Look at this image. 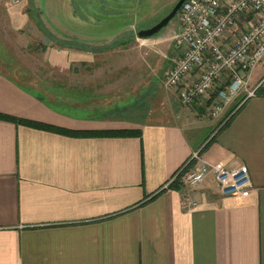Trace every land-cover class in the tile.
Wrapping results in <instances>:
<instances>
[{
	"label": "crops",
	"instance_id": "crops-1",
	"mask_svg": "<svg viewBox=\"0 0 264 264\" xmlns=\"http://www.w3.org/2000/svg\"><path fill=\"white\" fill-rule=\"evenodd\" d=\"M27 4L12 9L14 27L30 22ZM97 4L105 13L115 9ZM119 11L136 17L139 7L127 3ZM124 26L130 29L107 37L139 41L135 21ZM178 29L159 40L167 56L175 54L169 38ZM46 56L56 73L78 74L74 89L54 79L46 80L53 91H39L75 113L52 108L0 67V114L135 134L76 136L0 118V264H264L263 61L222 128L152 89L153 81L127 94L124 74L110 65L114 51L53 47ZM130 59L134 65L139 56ZM250 90L255 94L245 98ZM119 97L122 114L105 113ZM198 151L195 170L202 163L246 166L249 192L223 195L213 174L195 188L177 182L162 189ZM185 193L194 206L183 204Z\"/></svg>",
	"mask_w": 264,
	"mask_h": 264
},
{
	"label": "rangeland",
	"instance_id": "rangeland-1",
	"mask_svg": "<svg viewBox=\"0 0 264 264\" xmlns=\"http://www.w3.org/2000/svg\"><path fill=\"white\" fill-rule=\"evenodd\" d=\"M177 1L178 0H0V67L2 63L6 62L5 59L13 62V68L15 69L13 71V76L27 80L28 83L26 84H29V86H32L38 91H46L45 87L48 86L46 80L52 82L55 81L54 79L63 82L70 90L71 88H75V86H71L74 85L72 78H75L78 73L73 69L70 75L63 76L56 73L51 69L52 67L47 62L46 56L47 49L50 50V48L53 47L69 48L70 46L67 44L62 46H57V44L53 45L50 40L46 38L44 32L33 18L34 11L32 10L35 6L51 36L62 39L68 43L72 41L74 44H80L79 47L72 46L71 50L77 49L82 51L84 49L82 48V44L83 46H85L84 44H88L89 46L99 48H102V44L109 45L106 47L105 51H114V56L118 57L116 63L111 60L110 65L113 66V68H118L119 72L124 74L126 78L124 83L127 84V88L131 89L127 94L139 91L140 86L145 87L153 81L152 89H156L157 92L161 90L162 94L166 95L167 98L171 97L172 100H178L177 91L175 89L164 87V77L170 66V56L166 54V44L159 41L162 38L168 37L172 30H176L177 27L180 28V19L178 15L159 34L148 40L139 39V41H137V38L107 37L119 29L120 31H126L127 28L130 29V26L125 27L124 25L130 23L131 20L135 21L134 33L137 36L138 31L149 28L164 18L172 10ZM26 2L28 3L26 11L28 8L32 11V16L30 12H27L30 22L21 29L16 28L12 24L10 14L14 11L17 13V10L21 9L23 3ZM97 3H106V6H111L115 9L106 13L102 10L98 11V8H102L103 6ZM127 3L139 7V11H134V14H137L136 17L134 15L126 16L125 11H119L122 6L126 7ZM12 9H14V11ZM128 34H130V32H128ZM114 40H118L117 44H113ZM169 40H172V38H169ZM43 44H47V49L45 51L42 50ZM85 47L88 46L86 45ZM88 48L94 49L92 47ZM99 48L96 49L97 52ZM125 54H127L128 61L125 59ZM136 55L139 56V59L136 64L131 65L130 57H135ZM141 56L142 58H140ZM120 57L122 60L119 59ZM262 64H264V60ZM22 68L27 72L24 75H20L21 70L19 69ZM18 71H20V73H17ZM229 82L230 77L225 75L223 82L220 83L216 90L201 96L190 109H195L199 112L202 111L201 113L205 114L207 119L214 121L216 126L221 127L243 101V98H240L243 94L239 93L224 106L223 111L219 115H214V111L224 104L226 100ZM91 90L92 88L90 91ZM72 93L76 94L75 90L72 91ZM48 95L50 96V94ZM87 96H89V94H87ZM118 99V101H114L116 107H112L111 109L108 108V106L105 107V113L122 114L120 111L125 103L120 101L123 97H119ZM135 100L138 101L136 96L134 98L132 97L127 102H133ZM85 109L80 113L84 114L86 112ZM98 110V106H96L94 111L98 112L97 115L103 113L102 110ZM65 111L67 113H75L73 108L67 107Z\"/></svg>",
	"mask_w": 264,
	"mask_h": 264
},
{
	"label": "built area",
	"instance_id": "built-area-1",
	"mask_svg": "<svg viewBox=\"0 0 264 264\" xmlns=\"http://www.w3.org/2000/svg\"><path fill=\"white\" fill-rule=\"evenodd\" d=\"M180 28L172 36L175 55L164 77V87L177 91L178 100L191 108L199 98L216 90L230 77L219 115L234 97L247 89L252 71L264 59V0H186L178 12ZM255 90L247 92L253 96ZM200 152L163 186L169 189ZM213 174L223 195L246 194L251 188L246 166L226 168L202 163L183 174L181 182L195 188ZM183 204L196 203L185 193Z\"/></svg>",
	"mask_w": 264,
	"mask_h": 264
},
{
	"label": "trees",
	"instance_id": "trees-1",
	"mask_svg": "<svg viewBox=\"0 0 264 264\" xmlns=\"http://www.w3.org/2000/svg\"><path fill=\"white\" fill-rule=\"evenodd\" d=\"M32 11H34L33 12V15H34L33 18L38 23V25L40 26L42 31L44 32L46 38L49 39L53 45L57 44V46L58 45L62 46V45L67 44L70 46L69 48H71L72 46L79 47L80 44H74L72 41L70 43H68L62 39L51 36V34L48 31V28H46L47 26L45 25L44 21L41 19L40 14H39V12L35 6H34V9ZM32 11L29 8L27 10V12H30L31 16H32ZM132 39H134V38H132ZM113 42H114L113 44H117L118 40H114ZM121 43H124V42H121ZM84 45L85 46L87 45L88 47H92L94 49L92 50L88 47L83 46V44H82V48H84L83 50L88 49L91 51H96V49L99 48V47L89 46L88 44H84ZM108 46L107 45L102 46V48H99V51H104L106 49V47H108ZM46 49H47V44H43L42 50L45 51ZM108 51H110V50H108ZM5 60H6V62L2 63L1 69L5 73H8L10 76H12V78L20 86H22L26 90L30 91L31 93L38 95L41 99H43V101L47 102L48 105H50L52 108H54L56 110H58V109L65 110L67 107L69 108V106L62 105V101L59 99H55V101L49 100V98L44 93L37 91L32 86H29V84H26V83H28L27 80H24L23 78L19 79V78H16L15 76H13L14 75L13 71L15 70L13 68V62H10L8 59H5ZM19 70H21V73H20V71H18L17 73H20V75H24L25 73H27L23 70V68L19 69ZM48 88H49V91L51 89H52L51 91H53V89H55L56 86L52 83V85L48 86ZM235 113H236V111L231 114L230 118L221 126L222 128L225 127L229 123V121L232 119V117L234 116ZM0 118L7 119L10 121H14V122L21 123V124H25L28 126L36 127L39 129L55 131V132H59V133H63V134H71V135H76V136H120V135L135 134L134 130H101V131L71 130V129H67V128H62V127H57L54 125L46 124V123L39 122V121L15 118V117L7 116L4 114H0ZM192 166H193V163H190L187 167H185L184 170L180 173L178 180L174 183L181 182V178H182L183 174H185L187 172V170H189Z\"/></svg>",
	"mask_w": 264,
	"mask_h": 264
},
{
	"label": "water",
	"instance_id": "water-1",
	"mask_svg": "<svg viewBox=\"0 0 264 264\" xmlns=\"http://www.w3.org/2000/svg\"><path fill=\"white\" fill-rule=\"evenodd\" d=\"M186 0H178L174 5L172 10L159 22L154 24L149 28L142 29L138 31L137 36L139 39L151 38L157 34H159L164 28H166L169 23L178 15L179 10Z\"/></svg>",
	"mask_w": 264,
	"mask_h": 264
}]
</instances>
